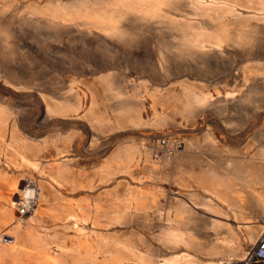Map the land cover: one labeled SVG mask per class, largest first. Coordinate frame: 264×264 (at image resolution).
<instances>
[{"label": "bare ground", "instance_id": "obj_1", "mask_svg": "<svg viewBox=\"0 0 264 264\" xmlns=\"http://www.w3.org/2000/svg\"><path fill=\"white\" fill-rule=\"evenodd\" d=\"M24 3L28 4L27 11L24 10ZM108 3L109 6L97 7L93 5L94 0H0L2 86L9 92L22 89L20 85L24 82V74L6 64L17 50L3 44L7 42L5 37H16L15 29L21 26L34 29L35 37L46 41L68 46L94 45L103 54L110 52V44L124 40L127 32L120 25L125 21L163 27L177 36V43L166 47L167 52L172 54L168 58L171 61L165 60L168 65H172L179 76L187 72L188 77H199L197 83L202 89H213L217 97L220 95V87L236 84L237 78L228 74L212 75L214 68L211 60L225 53L228 44L241 50L244 56H250L257 51L260 43H264V26L258 25L264 21V0H249L250 5L243 4L241 0H109ZM238 7L250 9L253 13L242 17L237 14ZM211 9L212 13L209 12ZM232 20H235V27L230 26ZM250 20L255 21V24L248 25L247 21ZM5 23L7 25L3 27ZM259 50L264 54V45ZM130 57L138 62L139 74H145L146 66L141 58L133 53ZM243 69L248 72L240 79L241 86L247 84L250 74L254 80L262 81L247 88L248 92L242 96H238L236 91H226L219 102L244 106L255 101L260 93L264 97V64ZM187 80L181 81L180 86H185ZM138 86L147 90L143 80L138 82ZM67 89L69 93L74 91L69 85ZM183 92L185 100L180 102L177 113L184 121L195 124L197 117L202 116L203 119V113L210 110L212 95L209 91L196 94L190 88H184ZM38 99L40 103L24 109L22 105L13 101L7 103L0 98V264H127L126 258L120 255L121 247L145 264H233L246 257V251L241 248V241L245 239L240 238L239 233L244 232L254 245L264 231V127L256 131L255 137L260 144L248 156L241 150L225 153L218 149L210 142L209 131L204 133V146L189 143L181 151L175 148L171 161H168L171 157L168 158L170 155L166 151V156L162 157L164 163H170L175 173L180 175L179 178L174 177L171 183L180 188L184 186L185 189L193 185L200 189L201 194L196 189L188 192L186 196L191 203L185 205L178 200L172 209L173 213L166 215V223L159 225L157 240L168 250L181 248L183 251L157 261L147 258L125 243H109L105 236L94 231L97 223L88 213L85 214L88 207L84 204L72 208L70 201L51 199V195H57L58 190L69 186L71 193L77 190L78 186L69 180L63 168L68 161L64 157L69 155V149L66 147L52 153L46 147L49 143L37 142L26 136L21 130L19 116L28 110L32 115L25 119L31 122L37 119L42 122L68 121L74 116L78 117L82 107L79 102L75 106L52 103L43 95H39ZM138 101L143 103L141 99ZM225 108L223 104L218 109L223 113ZM80 119L93 121L91 143L96 144L100 137L101 120L97 117L90 119L87 115ZM128 121L132 126L144 124L139 111L134 112ZM156 121L161 122L162 119ZM170 125L179 124L173 121ZM142 150L144 161L153 163L150 161V149L134 145L124 149L121 155L113 156L105 168L114 173L119 166L134 167L132 163ZM205 153L215 155L202 159L201 155ZM42 159L47 161L46 164L42 163ZM196 166L199 168L194 173ZM182 167L189 168L182 170ZM11 172L13 174L10 175ZM181 174L186 176L184 184L179 181L182 179ZM24 176L29 182L22 185L19 180H23ZM165 193V190H161L157 196ZM144 196L142 193L133 195L139 210L150 205V202L141 201L147 197ZM151 200L153 203L154 200ZM19 207L23 209L22 212L34 211V215L26 221L17 220L15 210ZM196 209H200L201 214H197ZM120 211L111 207L110 212L114 215L112 220L119 221L128 217H118ZM88 221L90 229L85 228ZM44 224L51 225L53 231L56 228L62 231L71 229L77 233L76 238L83 236L85 252H80L78 247L72 245L68 247L65 234L60 238L58 230L57 233L48 232ZM24 226L28 229L25 230ZM193 228L201 231L202 241L194 238L191 233ZM93 234H98L96 241ZM219 234H223L220 240L217 239ZM199 256L209 259L200 261Z\"/></svg>", "mask_w": 264, "mask_h": 264}, {"label": "rangeland", "instance_id": "obj_2", "mask_svg": "<svg viewBox=\"0 0 264 264\" xmlns=\"http://www.w3.org/2000/svg\"><path fill=\"white\" fill-rule=\"evenodd\" d=\"M248 1L241 0L243 4L250 5ZM108 2L109 0H94L93 5L109 6ZM23 5H25L24 10L27 11L28 4ZM237 10V14L239 13L242 17L253 13L250 9L238 7ZM222 14L227 15V13ZM235 20L230 22L231 27H235ZM247 24L254 25L255 21H247ZM4 25L7 24H3V27ZM258 25L264 26V21ZM120 26L127 32V35L118 44H110L109 47H112L108 49L110 50L108 54H103L94 45L68 46L64 43L46 41L35 37L34 29L30 27H16V37L13 39L5 37L7 42L3 44L17 50L6 61V64L21 71L25 76L23 77L24 82L20 85L21 90L12 92L7 91L0 82V98L7 103L13 101L17 105H22L24 109H30L36 103H40L39 95H43L47 101L52 103H68L73 106L77 102L80 103L82 109L78 117L74 116L68 121L42 122L37 119L36 122H31L25 119H29L32 115L28 110L19 116L21 130L26 136L37 142L49 143L46 147L52 153L66 147L69 149V155L64 157L68 161L66 160L67 163L63 168L67 171L69 180L74 181L75 186L79 188L77 187L76 192L72 193L70 186L69 189L58 190L56 193L61 194L58 196L54 193L51 199L70 201L72 208H76L78 204H84L88 207L85 214L88 213L97 223V226L93 228L94 231L105 236L109 243H125L134 247L136 251H140L147 258L162 261L164 258L182 252L183 249L178 248L171 251L163 246L157 240L160 233L159 225L166 223V215L173 213L172 209L178 200L188 205L191 201L186 194L195 189L199 193L200 189L193 185L186 189L183 188L184 186L180 188L179 185L171 183L174 177L179 178L180 175L175 173L170 163H164L163 158L168 149L161 152L163 146L160 147L157 141L165 140L166 145L172 147L179 144L180 147L175 148L181 151L189 143L204 146L206 144L204 133L209 131L210 142L225 153L241 150L244 155L253 154L255 147L260 144L256 140L255 133L264 127V97L260 93L255 101L244 106L233 103L225 104L218 100H222L226 91H236L238 96H242L248 92L247 88L262 81L261 79L254 80L250 74L247 84L241 86L240 79L248 72L243 69L244 67L249 69L264 64V54L259 50L264 43H260L257 51L250 56H244L241 50L228 44L225 53L211 60L214 68L212 75L228 74L237 78L236 84L220 87V95L217 97L213 89H202V86L197 83L200 80L199 77H188L187 72L179 76L174 67L168 65L167 61H171L168 58L172 54L167 52L166 47L177 43L175 33L168 32L167 29L157 25L149 26L131 21H125ZM2 34L4 35L5 31ZM42 48L45 49L42 50ZM132 53L137 54L146 66L145 74H139L138 62L130 57ZM141 80L146 82L147 90L138 86ZM183 80L188 82L181 87L180 82ZM68 85L73 88V92H68ZM184 88H190L196 94L209 91L212 95L210 110L203 113V119L202 116L197 117L195 124L184 121L177 113L180 102L185 100ZM138 99H141L143 103H139ZM223 104L226 108L223 113H220L218 108ZM90 109L91 113H89ZM137 111L144 124L132 126L128 118ZM40 115L41 113L38 117ZM83 115H87L90 119L97 117L102 122L100 137L96 144L91 143V134L94 131L93 121H82L80 118ZM158 118L162 121H156ZM173 121L179 125H170ZM84 136L85 139H82ZM262 141L264 142V136H262ZM134 145L142 149H150L152 159L150 161L154 162H145L142 150L132 163L134 167L119 166L114 173H111V169L105 168L113 156L121 155L124 149ZM174 151H171V155L168 156L171 158L168 161L172 160ZM213 155L205 153L201 156L204 159L214 157ZM46 162L42 159V163L46 164ZM150 165L152 166L149 168ZM188 168L182 167V170ZM198 168L199 166L195 167L194 173H197ZM34 176L37 179V174ZM181 177L179 181L184 184L187 181L186 176ZM19 182L25 185L29 179L24 176V179ZM161 190H165L166 193L158 197ZM136 193H142L148 197L144 196L145 198L141 199V201L150 202L144 210L136 207V198L133 197ZM151 198L154 200L153 203ZM111 207L121 210L118 217H126V215L128 217L119 219V221L112 220L111 217L114 215L110 212ZM20 208L15 210L17 220L26 221L34 215V211L32 213L22 212L23 209ZM96 208L99 210H95ZM196 212L201 214L200 209H196ZM44 225L48 232L57 233L58 230L60 238H63L65 234L64 239L68 247L72 245L78 247L80 252H85L83 236L76 238L77 233L71 229L62 231L56 228L53 231L51 225ZM24 228L28 229L25 226ZM85 228H91L90 221L85 224ZM197 230L193 228L191 233L199 241L202 236L201 231ZM97 235L93 234L95 241ZM239 236L245 239L241 241V248L247 252L253 243L248 240L244 232L239 233ZM222 237L223 234H219L217 239L220 240ZM210 238L215 240L214 237ZM189 251L192 250L189 249ZM120 255L126 258L125 263L127 264H145L122 247ZM199 259L206 261L209 258L199 256Z\"/></svg>", "mask_w": 264, "mask_h": 264}, {"label": "built area", "instance_id": "obj_3", "mask_svg": "<svg viewBox=\"0 0 264 264\" xmlns=\"http://www.w3.org/2000/svg\"><path fill=\"white\" fill-rule=\"evenodd\" d=\"M157 142L160 147L163 146L161 152L168 149V155H171V151L173 152L175 147H180L179 144H175L174 147L167 146L165 140H158ZM164 143L165 145H163ZM234 264H264V231L261 233L256 243L246 252L245 259Z\"/></svg>", "mask_w": 264, "mask_h": 264}]
</instances>
